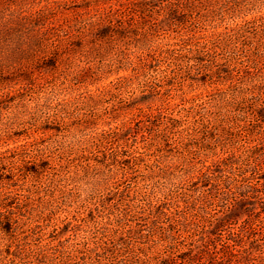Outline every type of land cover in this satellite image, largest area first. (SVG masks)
I'll use <instances>...</instances> for the list:
<instances>
[{
    "label": "rangeland",
    "instance_id": "rangeland-1",
    "mask_svg": "<svg viewBox=\"0 0 264 264\" xmlns=\"http://www.w3.org/2000/svg\"><path fill=\"white\" fill-rule=\"evenodd\" d=\"M112 1L0 0L14 15L43 9L47 30L0 45V211L15 206L8 232L0 226V264H83L95 242H106L104 256L119 244L162 251L153 234L130 237L127 228L146 232L149 206H183L212 191L199 172L228 152L244 157L264 132L251 113L264 96V0H147L116 17L125 36L99 40V7ZM214 123L220 129L207 132ZM261 159L244 182L264 199ZM242 200L234 193L207 209L226 221L221 239L261 213ZM120 211L118 226L98 228ZM254 232L253 255L263 257L264 230ZM179 233L173 240L186 244Z\"/></svg>",
    "mask_w": 264,
    "mask_h": 264
},
{
    "label": "trees",
    "instance_id": "trees-1",
    "mask_svg": "<svg viewBox=\"0 0 264 264\" xmlns=\"http://www.w3.org/2000/svg\"><path fill=\"white\" fill-rule=\"evenodd\" d=\"M157 1L167 5L171 2V0ZM192 1L194 2L195 0ZM147 4H149L147 0H114L107 5L100 6L102 22L101 26L96 28V37L99 38V40H104L113 37L116 38L117 36H125L124 30L113 29L116 17L119 13L127 9L131 12L144 10ZM193 6L196 5L194 4ZM44 18L43 9H37L29 14L18 13L16 15L6 12L5 9H0V45L6 42L22 45L25 43V38L27 39L26 34L33 28L36 30L38 27L40 28V25L44 24ZM40 30L42 36L47 31H44L42 28H40ZM115 31L118 33L115 34ZM134 35L137 36L136 34ZM37 43L38 42H35L33 45ZM38 50L39 49H34L32 51L34 54H37ZM165 52L167 53L168 50H165ZM41 59L43 60L41 57L36 59L34 63H42ZM259 83L264 85L262 81H259ZM155 85L156 82H152L150 87L153 88ZM253 88L254 87L250 89V92H252ZM263 95L264 93L259 94L258 98ZM262 99L263 100H260L259 103L260 107L252 108L251 111L253 117L256 116L258 126L264 123V96ZM247 100H249V103L254 100L255 105L257 103V101L255 102V96ZM253 105L254 104H251V106ZM143 115L153 116L152 111L145 112ZM206 123H209V121ZM217 129L220 128L214 123L212 127H209L207 132L214 133ZM258 133L257 136L251 139L244 157H236L238 160L234 161L231 159V155L228 152L225 156L217 157L213 164L205 166L204 169L199 172L201 186H212V191L206 190L210 193L203 190L199 194L188 196L183 206L174 203L172 204L173 206L169 207L164 203V205H161L157 209L155 207L158 206H149L151 219L149 221L148 230L143 232L141 229L134 228L133 226L127 228V233L130 237L136 235V237L140 238L146 236V234H153L152 236L154 239L151 240L163 246L162 251L156 250L147 253L146 249L143 247L134 250L129 246H122L119 244L118 250L116 251L118 256L113 254V251H111L112 254L104 256L106 254L105 252L109 250V247L106 246V242L102 244L95 242L93 248H86V252L81 256L83 264H248L249 261H251V264H257V260H261L264 256L258 257L257 255H253L254 249L260 244H252L250 239L255 237V234H253L255 233V226H259L261 230H264V199L259 196L260 190L258 187L248 184L247 182L245 183L244 181L247 178L246 172H254L256 167L263 163L261 157L264 155V132L262 133V131H260ZM110 134H114V132L109 133V135ZM13 152H15V150H13ZM18 153L20 152L18 151ZM116 160L117 158L114 159V161ZM28 162L29 161L26 160V163ZM214 166L215 168L224 167L227 174H214ZM29 168L32 173L38 172L34 170L32 166ZM262 179L264 180V176ZM261 184L264 186V182ZM234 193H238L243 197L242 202L253 201L252 203H257V212L261 213L257 217H253L248 213L247 217L242 220L247 226L243 228L241 226L238 228V231L232 232V235L221 239L222 235L219 231L223 229L226 222L225 219L222 217L209 219L210 217L206 214L210 213L208 210L212 203H221ZM104 200H106V196L101 200L103 206ZM4 205H6V203L0 199V206ZM14 207L13 205L10 210L6 211H9L11 214ZM239 209H241V207H239ZM190 210L193 211V213H190ZM6 211H0V215H2L0 226L2 231L8 232L7 229L10 228L12 217L8 215ZM124 216L125 214L122 211L118 212V214L111 213L107 215L105 220L100 222L98 228L104 227L107 221L112 225L118 226L120 220ZM172 218L174 219V224H170ZM167 221L168 223H165ZM206 221H209V223H206ZM248 222H250V224ZM2 223L6 226H3ZM175 225H177V227H175ZM158 229H161L162 232H159L160 234L155 236L154 234ZM176 230L188 239L186 244L180 243V240L175 243L173 236ZM180 244L182 246H179ZM16 251L15 249L14 252ZM14 252L13 254L15 255Z\"/></svg>",
    "mask_w": 264,
    "mask_h": 264
}]
</instances>
